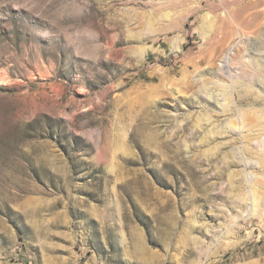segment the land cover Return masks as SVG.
<instances>
[{"label": "rangeland", "instance_id": "374dc122", "mask_svg": "<svg viewBox=\"0 0 264 264\" xmlns=\"http://www.w3.org/2000/svg\"><path fill=\"white\" fill-rule=\"evenodd\" d=\"M263 11L0 0V264H264Z\"/></svg>", "mask_w": 264, "mask_h": 264}, {"label": "bare ground", "instance_id": "6f19581e", "mask_svg": "<svg viewBox=\"0 0 264 264\" xmlns=\"http://www.w3.org/2000/svg\"><path fill=\"white\" fill-rule=\"evenodd\" d=\"M263 14H264V11H263ZM205 17H207V15L205 16ZM228 17V16H227ZM208 18V17H207ZM231 19V18H230ZM230 21V20H229ZM228 21V22H229ZM232 21H234V18L232 17ZM227 22V23H228ZM231 22V21H230ZM264 29L263 28H259L258 30H256V31H263ZM242 35V34H241ZM227 37V36H226ZM226 37H221L218 33L217 34H215V36H213V37H211V42H210V44H211V47L209 48V49H211L212 51L209 53V58H212L213 57V52H215V50L217 49V46H214V44H216V43H219V44H221V43H224V41H225V38ZM222 45V44H221ZM258 53V52H257ZM205 55H207V54H205ZM236 55V54H235ZM232 57H233V53H228L226 56H225V58H224V66H226V67H228V69H230L231 67V65H230V63H231V61H232ZM203 59V58H202ZM202 59H200V61H202ZM213 59V58H212ZM253 65H254V67L256 68V69H261V68H264V59H260V60H256L255 58H254V60H253ZM236 64V63H235ZM244 65V64H243ZM236 66V65H235ZM254 67H253V69H254ZM237 69V68H236ZM235 71V70H234ZM216 72V71H215ZM244 72H245V70H244ZM260 73V72H259ZM242 75V74H241ZM252 75V74H251ZM248 77V76H247ZM235 78V77H234ZM233 82V81H232ZM236 82H241V79H237L236 80ZM244 84H246V86L249 88V89H251V88H253V86H258L257 88H259L260 90H263L264 91V77H261V76H259V75H255L254 74V77H253V84H247V83H244ZM216 90V89H215ZM228 90V88H227V86H226V88L223 90V92L221 93V92H216V91H212V92H210V94H209V96H208V101L209 102H212V101H215V103H216V105L217 106H219L220 108H221V110H223V109H225V107L227 106V104H229V102H227V101H229V97L230 96H228L229 94H227V91ZM262 92V91H261ZM248 175V177H250V178H248L249 180H251V181H254V177L252 176V174L251 173H248L247 174ZM255 183H257V182H255ZM258 184H259V182H258ZM255 186V185H254ZM257 197H258V193H256L255 192V190H253V205H254V207L256 208V207H258V203H259V200L257 199ZM259 198V197H258ZM262 205H263V203H262ZM259 209V208H258Z\"/></svg>", "mask_w": 264, "mask_h": 264}]
</instances>
